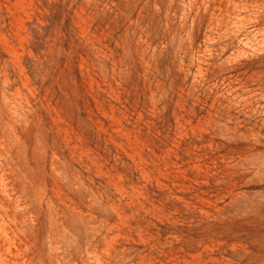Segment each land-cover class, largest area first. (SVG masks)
Listing matches in <instances>:
<instances>
[{
	"label": "rangeland",
	"instance_id": "obj_1",
	"mask_svg": "<svg viewBox=\"0 0 264 264\" xmlns=\"http://www.w3.org/2000/svg\"><path fill=\"white\" fill-rule=\"evenodd\" d=\"M0 264H264V0H0Z\"/></svg>",
	"mask_w": 264,
	"mask_h": 264
}]
</instances>
